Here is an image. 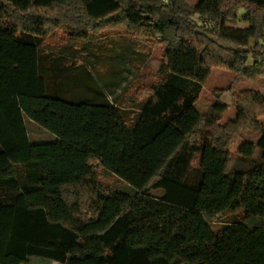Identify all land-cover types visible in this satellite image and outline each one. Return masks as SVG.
Wrapping results in <instances>:
<instances>
[{"label": "trees", "instance_id": "1", "mask_svg": "<svg viewBox=\"0 0 264 264\" xmlns=\"http://www.w3.org/2000/svg\"><path fill=\"white\" fill-rule=\"evenodd\" d=\"M194 1L0 0V167L15 169L0 177V264H264V95L238 93L224 124L232 87L204 116L195 107L214 68L264 77V0ZM241 8L248 25L230 26ZM63 28L153 38L163 66L136 91L140 108L49 93L41 45ZM26 118L56 138L33 143ZM238 145L261 161L228 174ZM104 168L135 192L99 182Z\"/></svg>", "mask_w": 264, "mask_h": 264}, {"label": "rangeland", "instance_id": "2", "mask_svg": "<svg viewBox=\"0 0 264 264\" xmlns=\"http://www.w3.org/2000/svg\"><path fill=\"white\" fill-rule=\"evenodd\" d=\"M195 4L194 0H189ZM246 9L241 8L238 20L230 23L234 27H246L244 20ZM199 24L202 21L195 17ZM41 73L46 78L49 93L59 95L71 101H102L109 100L127 112L135 111L141 104L135 100V93L139 87L151 85L154 76L163 66L164 50L155 44L150 35H133L120 31H105L98 36H90L86 40H76L69 36V30L63 28L57 35L46 39L41 45ZM253 60L249 58L248 62ZM234 87L238 93L244 90H258L264 95V77L255 80L240 78L230 70L214 68L203 85L195 107L201 116L211 108L216 98L217 89ZM227 93V92H226ZM224 93L221 98L226 94ZM237 93V94H238ZM235 94V96L237 95ZM234 96V97H235ZM264 97V96H263ZM228 101V96H224ZM223 101V100H222ZM234 106V107H233ZM234 99L221 120L224 124L237 116ZM264 124V117L260 119ZM30 140L33 143L53 141L54 134L26 118ZM245 140L257 144L261 136L258 132L243 133ZM239 145L230 157L227 173L234 174L250 169L261 161L263 150L256 145L250 157H241L236 153ZM200 156L193 157V167L198 169ZM13 167H0V177L14 174ZM99 182L117 190L134 193L135 190L117 177L114 172L102 169ZM155 197H162V189L150 192ZM217 222L214 230H222L229 221ZM27 264H61L51 259L31 256Z\"/></svg>", "mask_w": 264, "mask_h": 264}, {"label": "crops", "instance_id": "3", "mask_svg": "<svg viewBox=\"0 0 264 264\" xmlns=\"http://www.w3.org/2000/svg\"><path fill=\"white\" fill-rule=\"evenodd\" d=\"M258 91V90H257ZM238 93V91H236L235 89H234V87L230 90V91H228L224 96H228L229 98H228V101H226L225 100V98H224V96H223V98H222V100H223V102L225 103V104H227L228 105V109H230V107H231V103L233 104V99H234V96H235V94H237ZM234 107V106H233ZM57 262V261H56Z\"/></svg>", "mask_w": 264, "mask_h": 264}]
</instances>
